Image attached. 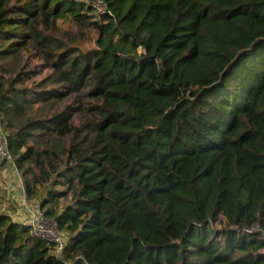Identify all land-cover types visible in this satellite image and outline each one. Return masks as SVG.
<instances>
[{"label":"trees","instance_id":"obj_1","mask_svg":"<svg viewBox=\"0 0 264 264\" xmlns=\"http://www.w3.org/2000/svg\"><path fill=\"white\" fill-rule=\"evenodd\" d=\"M104 2L0 0V264H264V0Z\"/></svg>","mask_w":264,"mask_h":264},{"label":"built area","instance_id":"obj_2","mask_svg":"<svg viewBox=\"0 0 264 264\" xmlns=\"http://www.w3.org/2000/svg\"><path fill=\"white\" fill-rule=\"evenodd\" d=\"M93 7L95 20H100L108 11L104 0H93ZM8 145V135L0 126V163L13 162ZM23 223L31 227L33 236L44 238L53 243L55 254L60 255L65 246V237L54 222L44 217L38 207L30 210L29 217L23 220Z\"/></svg>","mask_w":264,"mask_h":264},{"label":"crops","instance_id":"obj_3","mask_svg":"<svg viewBox=\"0 0 264 264\" xmlns=\"http://www.w3.org/2000/svg\"><path fill=\"white\" fill-rule=\"evenodd\" d=\"M13 163L0 166V212L8 214L14 221L23 222L30 215L33 200L26 198L22 179Z\"/></svg>","mask_w":264,"mask_h":264},{"label":"rangeland","instance_id":"obj_4","mask_svg":"<svg viewBox=\"0 0 264 264\" xmlns=\"http://www.w3.org/2000/svg\"><path fill=\"white\" fill-rule=\"evenodd\" d=\"M82 1L88 2L90 0H82ZM60 23H61L62 27H64V28H66L68 26L67 22H64V21L62 22L61 21ZM91 46H92L91 44H87L84 48H88V47H91ZM1 64L6 66V67H9V69H12V68L15 67V63L13 61H9V60H5V61L2 60ZM41 78H42V75H38L36 77V80H40ZM8 133H9V131H8ZM9 163H13L14 164V162H9ZM6 164H7V162H2V163H0V166L6 165ZM15 172H17V170H15ZM19 175H20V173H19ZM43 193H41V196L43 195ZM38 202H39V199H33V201L29 202L27 205H29L31 207V209H36V207H38Z\"/></svg>","mask_w":264,"mask_h":264}]
</instances>
